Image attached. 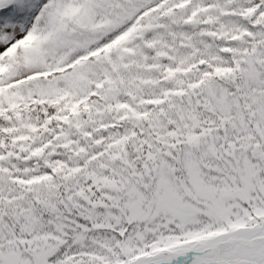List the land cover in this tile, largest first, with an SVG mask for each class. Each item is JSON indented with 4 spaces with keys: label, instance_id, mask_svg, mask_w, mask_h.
Returning a JSON list of instances; mask_svg holds the SVG:
<instances>
[{
    "label": "snow or ice",
    "instance_id": "snow-or-ice-1",
    "mask_svg": "<svg viewBox=\"0 0 264 264\" xmlns=\"http://www.w3.org/2000/svg\"><path fill=\"white\" fill-rule=\"evenodd\" d=\"M0 264H264V0H0Z\"/></svg>",
    "mask_w": 264,
    "mask_h": 264
}]
</instances>
